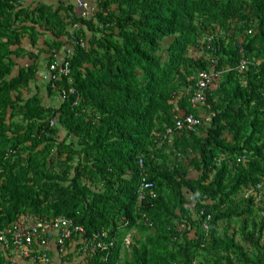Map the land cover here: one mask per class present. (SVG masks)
<instances>
[{
  "label": "trees",
  "instance_id": "1",
  "mask_svg": "<svg viewBox=\"0 0 264 264\" xmlns=\"http://www.w3.org/2000/svg\"><path fill=\"white\" fill-rule=\"evenodd\" d=\"M27 3L0 0V229L32 213L108 232L89 264H264L263 208L246 198L264 185V0H98L91 19ZM47 51L57 108L32 87ZM212 60L222 79L201 113L189 79ZM183 110L204 125L161 144ZM141 161L158 193L143 205Z\"/></svg>",
  "mask_w": 264,
  "mask_h": 264
},
{
  "label": "built area",
  "instance_id": "2",
  "mask_svg": "<svg viewBox=\"0 0 264 264\" xmlns=\"http://www.w3.org/2000/svg\"><path fill=\"white\" fill-rule=\"evenodd\" d=\"M16 1L18 4H24L30 0ZM72 1L83 19L93 18L95 9L92 5L85 0ZM211 40L212 38L209 37L208 41ZM81 45L84 46L85 43L82 42ZM240 51L243 53V48ZM69 54L72 55L70 49ZM249 63L248 59H242L238 71L243 73ZM216 64L218 62L212 60L208 70L189 79V81L196 79L193 94L190 95L191 93L187 92L190 95V104L193 110H199L202 113L203 108L207 105L209 93L219 87L222 71L216 68ZM69 70V62L64 66L61 65V72L69 73ZM70 93L74 94L75 90L71 89ZM203 120L202 114L197 117L193 113L180 111L175 116L174 128H168L163 134H158L161 144L166 143L170 148L173 147L175 133L182 136L184 133L194 132L204 125ZM54 125L55 121H52L51 126ZM247 161L246 157L237 159L238 163L246 164ZM141 169L143 174L140 177L138 204H150L158 198V193L155 184L150 182L148 173L143 169V161H141ZM250 196L255 197L258 206L263 208L259 212V216L264 219V185L258 184L255 188L247 191L246 198ZM143 214L146 218L147 213L144 212ZM203 228L208 230L207 221ZM107 238L108 232L106 231L97 232L89 238L84 226L78 225L66 217L48 219V217H40L32 213H23L18 216L15 222L0 229V249L10 264H69V261H65L64 258H72V264H89V261L98 252H104L114 245V239L109 244L104 242ZM131 243L132 234H128L125 238L126 247H130Z\"/></svg>",
  "mask_w": 264,
  "mask_h": 264
},
{
  "label": "rangeland",
  "instance_id": "3",
  "mask_svg": "<svg viewBox=\"0 0 264 264\" xmlns=\"http://www.w3.org/2000/svg\"><path fill=\"white\" fill-rule=\"evenodd\" d=\"M47 3H49V4H55V5H58L59 4V2H63L64 4H74L73 3V1L72 0H45ZM85 1H87L90 5H92L93 6V8L95 9V10H97V7H98V0H85ZM30 2V1H29ZM28 2V3H29ZM27 3V4H28ZM31 4V3H30ZM27 6H29V4L27 5ZM33 6H35V5H33ZM72 28V27H71ZM74 29H76V27H73V31H74ZM84 30L86 31L85 32V35H86V38H87V41L92 37V33L90 32V31H88L87 30V28L86 27H84ZM52 37V35L51 34H49V37H44V38H42L41 40H40V43H39V48H45L44 46L45 45H43L44 44V41H45V39L46 38H51ZM63 41L64 42H66L67 43V39L66 38H63ZM172 41V39H167V40H165L164 42H163V47H166L167 45H169V43ZM30 44V41H29V39L28 38H26L25 40H24V46H25V48L28 50V51H30L31 52V50H32V48H31V46L29 45ZM39 48H36V49H33V51L36 53L38 50H39ZM71 48H73L72 47V43H70V44H67L66 45V47L64 48V53L63 54H65L69 49H71ZM46 49V48H45ZM46 50H48V49H46ZM50 53H49V51H47V52H43V53H41V55H40V58H39V61L41 62V65H40V70H41V72L39 73V79H38V82H37V84H33L32 85V87L34 88V86H39V88L40 89H44V90H41V96H43L44 97V105L45 106H47V107H49V106H53V107H55V108H57V107H59V105H60V102H61V100H60V98H59V96H56V98H55V96L54 97H47V93H46V90H45V84L48 82V75H49V70L48 69H46V60L50 57ZM166 57H167V54L165 55ZM20 64L22 65V66H27V65H29V64H31V60H29L28 58L27 59H24V60H20ZM29 92H27V95L29 96L30 94H28ZM204 113H205V115L206 116H208L207 115V111H203ZM204 115V114H203ZM204 115V116H205ZM65 135H66V132L64 131V130H61V132H60V137H61V139H63L64 137H65ZM190 160V159H189Z\"/></svg>",
  "mask_w": 264,
  "mask_h": 264
}]
</instances>
